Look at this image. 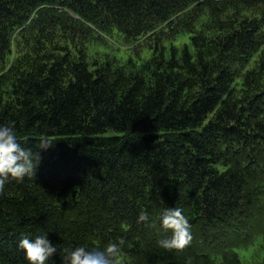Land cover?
Here are the masks:
<instances>
[{
    "label": "trees",
    "instance_id": "trees-1",
    "mask_svg": "<svg viewBox=\"0 0 264 264\" xmlns=\"http://www.w3.org/2000/svg\"><path fill=\"white\" fill-rule=\"evenodd\" d=\"M10 122L40 163L0 191V264L42 233L46 264L120 238L117 264H264V0H0Z\"/></svg>",
    "mask_w": 264,
    "mask_h": 264
},
{
    "label": "clouds",
    "instance_id": "clouds-1",
    "mask_svg": "<svg viewBox=\"0 0 264 264\" xmlns=\"http://www.w3.org/2000/svg\"><path fill=\"white\" fill-rule=\"evenodd\" d=\"M47 149L51 143L42 141ZM40 163V156L33 155L31 149L23 147L17 139L14 123L0 124V191L10 178L23 180L34 175ZM140 221H148L147 213H141ZM161 223L171 229V238L158 241L166 249L183 248L192 241L191 225L180 208H168L161 218ZM125 241L120 238L117 242L109 243L104 248L88 249L78 246L69 251L65 257V264H117ZM19 247L24 250L29 264H46V261L57 253L55 244L49 239L48 233L36 234L34 237H23Z\"/></svg>",
    "mask_w": 264,
    "mask_h": 264
},
{
    "label": "rangeland",
    "instance_id": "rangeland-1",
    "mask_svg": "<svg viewBox=\"0 0 264 264\" xmlns=\"http://www.w3.org/2000/svg\"><path fill=\"white\" fill-rule=\"evenodd\" d=\"M181 36H183L184 37V35H181ZM116 38H122V39H118V40H116V41H114L115 42V44H117V45H119V46H121L122 48L120 49V51H123V50H127V49H125V47H129V45L128 44H125V40H124V38L121 36V35H116ZM189 40V36H187V38H186V41H188ZM98 43V42H97ZM104 43V42H103ZM131 49V48H130ZM146 49H147V53H152V49L148 46H146ZM257 264V263H256Z\"/></svg>",
    "mask_w": 264,
    "mask_h": 264
}]
</instances>
